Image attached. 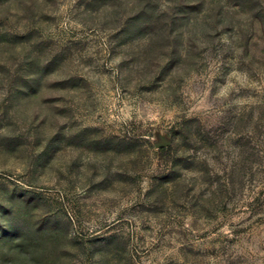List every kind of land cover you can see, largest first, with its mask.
Returning <instances> with one entry per match:
<instances>
[{
    "label": "rangeland",
    "instance_id": "374dc122",
    "mask_svg": "<svg viewBox=\"0 0 264 264\" xmlns=\"http://www.w3.org/2000/svg\"><path fill=\"white\" fill-rule=\"evenodd\" d=\"M0 264H264V0H0Z\"/></svg>",
    "mask_w": 264,
    "mask_h": 264
}]
</instances>
